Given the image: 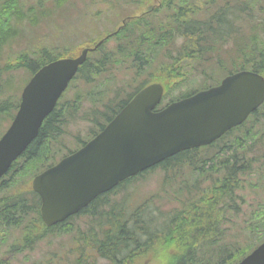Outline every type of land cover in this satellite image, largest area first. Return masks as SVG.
<instances>
[{"label": "trees", "instance_id": "obj_1", "mask_svg": "<svg viewBox=\"0 0 264 264\" xmlns=\"http://www.w3.org/2000/svg\"><path fill=\"white\" fill-rule=\"evenodd\" d=\"M37 1L35 9L23 8L21 0H0V48L21 37L24 23L36 26L48 20L49 27L55 12L44 11L41 0ZM124 1L133 4L134 9L140 3ZM257 1L260 6V0H166L163 8L126 20L109 36L114 41L109 52L104 51L108 47L106 39L88 53L68 89L44 118L37 136L0 179V264L9 263L6 255L32 250L48 234L73 233L70 238L74 248L48 253L33 264H97L98 259L108 264H138L147 254H154L160 264H235L264 239V203L252 205L244 225L234 220L242 214L245 197L240 191L245 188L254 192L263 187L261 179L252 182L251 173L258 171L264 176V113L259 112L264 106L212 145L166 158L97 196L78 214L55 226H44L39 198L27 185L28 179L55 163L67 148L62 135L70 118H75L85 96L95 90L96 78L108 66L116 65L118 59H128L124 60L128 63L125 72L134 76L124 84H113L107 96L95 101L91 113L81 117L93 127L83 137L72 136L74 143L81 144L92 137L148 82H162L165 88L172 89L188 84L187 93L169 97L166 92L165 98L176 100L214 85L219 82L218 76L239 69L264 75V16H255L253 4ZM162 10L163 17H158ZM239 11L246 15L248 35L241 24H235L240 19ZM84 34L87 37L78 49L93 46L99 36L98 32L96 36L87 31ZM36 48L20 51L7 63L9 69H24L31 76L41 65L68 52ZM162 48L169 50V68L159 70L167 59L163 57L158 66L161 75L149 73L148 65ZM193 69L202 78L189 79ZM10 86L11 83L0 100V118H8L9 123L19 103V92L11 97ZM71 88L75 92L68 97ZM154 171L161 174L158 190L131 206L132 192L126 190L127 186L145 180ZM163 199L169 201L164 210L154 204V200L160 203ZM75 218H80L83 226L74 225ZM228 223L231 226H226ZM12 230L19 231L17 237L11 236ZM157 249L162 256L155 255Z\"/></svg>", "mask_w": 264, "mask_h": 264}, {"label": "water", "instance_id": "obj_2", "mask_svg": "<svg viewBox=\"0 0 264 264\" xmlns=\"http://www.w3.org/2000/svg\"><path fill=\"white\" fill-rule=\"evenodd\" d=\"M94 48L41 66L21 92L18 110L0 137V177L36 137L58 97ZM163 87L136 92L107 125L76 152L36 175L32 189L40 214L52 226L77 213L123 179L185 149L210 143L240 124L264 100V77L242 70L220 85L154 111ZM237 264H264V241Z\"/></svg>", "mask_w": 264, "mask_h": 264}, {"label": "rangeland", "instance_id": "obj_3", "mask_svg": "<svg viewBox=\"0 0 264 264\" xmlns=\"http://www.w3.org/2000/svg\"><path fill=\"white\" fill-rule=\"evenodd\" d=\"M100 0H95L93 4L91 5L90 11L97 12L99 15L98 17L101 19V21H97L96 29L91 35L96 36L94 33L98 32L101 27L105 26L107 31L111 29L112 25L117 24L116 22L121 17V15L125 12H128L134 8L133 4L129 5H123V8L116 9L113 12L109 13V15L106 16L107 20L105 19L104 15L101 12V9L103 8L99 4ZM138 1V0H137ZM142 1L141 4L146 6V0H140ZM233 1V0H230ZM37 0H21V4L23 8L27 7H33L37 8ZM41 6L44 11H52V14L55 11V5L54 0H41ZM87 4L88 0H66L60 4V11L58 13V16H61L65 13L67 16L66 20H63L62 18H55L51 19L49 23V27L46 26L45 23H42L43 20L39 21L36 26H29L26 23H24L23 26L20 27V33L21 37L15 39L14 41L10 42L9 44L4 45L6 42L2 44V48H0V100L5 97V92H8V85L11 83L10 86V96L13 97L16 93L20 92L23 84L26 82V80L29 77V73L25 71L24 69H16L12 70L9 69L8 62L12 61L14 57L22 50H35L38 48H45L46 50L50 48H55L57 51H63V49H66L70 52V54H73L75 51H77L79 44L81 41L86 39L87 35L83 34L86 31H88V21H87ZM67 7V9H66ZM108 9L109 3L107 4ZM154 7V6H153ZM253 9L256 13V17H262L264 16V0H260V6L259 2H255L253 4ZM145 8H140V10H144ZM137 11V10H136ZM165 10H162L161 12H158V17H163L162 12ZM240 12V11H239ZM51 14V15H52ZM93 16V14H92ZM264 21V20H263ZM235 24H241L243 31L246 35L249 33V27L248 23L246 22V15L245 13L240 12V19L235 20ZM9 27V26H8ZM141 27V25H139ZM10 28V27H9ZM52 35H51V32ZM83 34V35H81ZM81 35V36H79ZM73 36H76L75 38H72ZM60 38H63L64 41L66 39L70 38L69 42H62L63 45H66L65 47L62 46L60 43ZM72 38V39H71ZM180 38L178 40V43L180 42ZM56 46H62V47H56ZM108 47L104 49V51L109 52L108 50L113 49L114 41L111 40L107 43ZM69 52H66L67 54ZM67 54L65 56H67ZM163 57L167 58L165 59V65H163L159 70L162 72L163 68L167 66L169 68V50L162 48V51L158 54L157 58L151 62L148 67L147 71L149 73H156V75H161L160 72H158V66L160 65L159 62L163 60ZM127 58H124L123 60L118 59V62L116 65H110L108 66V69L100 74L96 78V88L93 91L92 94L85 96V101L80 104V108L78 112L74 115L75 118H70V122L65 127V132H63V142L67 145L68 148L76 145V143L73 142L72 136L79 134L81 137L84 136V134L89 131L93 127V123L81 119L83 115L86 113H91V110L95 104V101L98 98L107 96L106 92L108 91L109 87H113V84H124L125 80L131 79L134 75L133 73L125 72V66L128 65V59L127 62H124V60ZM27 61L23 60L22 63H26ZM192 76H198L202 78V75L199 74L195 69H193L190 73V77ZM219 78L221 77L218 76ZM174 80L171 78L170 81ZM198 82H193V84H197ZM87 87H83V90H85ZM179 88V89H176ZM176 88L172 89L167 87V93L169 94V97H175L177 95H180L182 93H185L186 91H189L188 84L183 86L179 85ZM127 91L130 90V88H126ZM75 89L71 88L69 93L67 94L68 97H72L74 95ZM187 93V92H186ZM168 98V96H167ZM264 106V105H263ZM262 106V107H263ZM260 113H264V107L259 111ZM9 123V119H1L0 118V135L3 133V131L6 129L7 125ZM63 122H60V125ZM160 171H154L150 173L147 178L140 182H134L132 184H129L127 186V191L132 192L131 194V203L130 205H135L138 202L142 201L144 198H146L148 195L152 194L153 192L157 191L160 185L161 180V174ZM253 180L252 182L257 183L259 179H261V184L263 187H258L254 192L246 191L245 188L240 191L241 194L244 195V204L242 206V214H239V216L234 219L236 220V224L238 225H244L243 220L249 219L250 217V210L253 208V204L255 203H264V176H260L258 171L252 172ZM150 193V194H149ZM134 196V197H133ZM135 198V199H134ZM160 198V197H159ZM154 204L157 205L160 209L164 210L166 208V205L169 204L168 200L163 199V202L154 200ZM169 206V205H167ZM234 222V221H233ZM74 225H80L83 226L82 220L80 218H75L73 220ZM226 226H231V223H228ZM231 230V228H229ZM19 234L18 230H12L11 236L17 237ZM69 236V237H64ZM70 236L73 237V233H69L67 235H58V234H48L41 240H39L34 248L32 250H25L21 253H18L16 255H13L9 264H33L34 262L44 259V257H47L48 253H64L69 247L74 248V240ZM243 238L244 236L241 235ZM154 254H147L146 256H150ZM155 255L162 256V251L156 250ZM142 262L139 264H160L158 262V259H148L147 257H144L141 259ZM97 264H108L105 260L99 259L97 261Z\"/></svg>", "mask_w": 264, "mask_h": 264}]
</instances>
